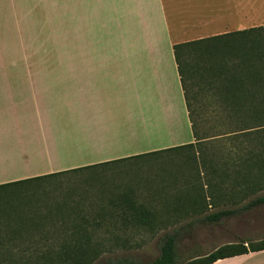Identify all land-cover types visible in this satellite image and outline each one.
Listing matches in <instances>:
<instances>
[{"label":"trees","instance_id":"trees-1","mask_svg":"<svg viewBox=\"0 0 264 264\" xmlns=\"http://www.w3.org/2000/svg\"><path fill=\"white\" fill-rule=\"evenodd\" d=\"M173 50L193 142L1 184H25L14 193L37 201L23 213L0 206V264H140L128 253L146 242L135 239L134 228H146L148 239L155 230L172 229L160 237L159 254L148 264H179V231L264 203V25L177 44ZM193 86L204 93L208 116L199 117L194 108ZM133 160L164 166L156 177L163 175L168 182L154 191L162 198L144 203L130 189L111 190L109 206L84 210L78 202L55 198L62 194L60 185L36 182L85 171L90 173L88 182L112 181L123 173L128 176L131 167L111 177L105 169ZM97 169L100 174H95ZM211 208L213 212L205 213ZM260 250L264 237L224 244L182 264H212Z\"/></svg>","mask_w":264,"mask_h":264},{"label":"crops","instance_id":"crops-1","mask_svg":"<svg viewBox=\"0 0 264 264\" xmlns=\"http://www.w3.org/2000/svg\"><path fill=\"white\" fill-rule=\"evenodd\" d=\"M0 5H36V15L49 5L51 56L67 59L61 66L5 69L18 76L0 81V169L31 152L50 158L69 145L134 137L137 125L145 129L185 118L190 125L174 45L264 25V0H0ZM212 264H264V250Z\"/></svg>","mask_w":264,"mask_h":264},{"label":"rangeland","instance_id":"rangeland-1","mask_svg":"<svg viewBox=\"0 0 264 264\" xmlns=\"http://www.w3.org/2000/svg\"><path fill=\"white\" fill-rule=\"evenodd\" d=\"M35 7L36 5H4V7L0 5V81L5 80L6 77L18 76V74H7L9 71L5 69L9 68L66 65V58L51 56L49 5H43L42 10L40 9L38 12L40 14L37 13L38 15H36ZM6 12L11 14L7 15ZM191 93L193 95L192 103L199 117L208 116L205 99L202 96L204 93L195 86L191 87ZM146 126L144 129L137 125L134 129V137L122 136L114 137L104 143L69 145L51 154L50 158L35 152H31L25 158L15 157L7 165L1 167L0 184L49 174L54 172L52 167L80 168L130 157L131 154L139 155L193 142L190 125L186 118L171 123H158L156 127ZM148 160L143 162L133 160L108 166L109 169H105V174L109 177L117 171L131 167L127 171L128 176L123 173L120 177H111L112 181L90 180L88 182L86 179L90 173L85 171L57 175L36 182L42 185H60L62 194H57L55 198H67L74 203L78 202L84 210L97 209L96 211H98V206H109L108 193L111 190L117 192L120 189H130L138 201L148 203L150 199L157 201L163 197L160 194L154 196V191L168 182L163 175L156 177L157 169H163L164 166H159ZM133 169L134 173H132ZM97 172H100L98 169L95 174H100ZM23 185L25 184H20V186ZM20 186L0 188V196L8 200V202L0 200L2 210L4 208L5 211L23 213L26 206L37 201V197L14 193ZM104 192L105 194H103ZM261 195L264 196V192ZM43 206V203L37 204V207L41 209L44 208ZM213 211L211 208L205 213ZM203 216L204 214L197 215L198 218ZM106 226L109 224L102 225L101 230H104ZM136 229L134 228L133 232L135 239L139 242L144 238L146 242L128 253L140 264H148L154 260L159 254L158 241L160 237L164 233L173 231L172 229L155 230L156 234L148 239L151 233L146 228ZM129 230L133 229L129 228ZM263 237L264 203L236 215L222 218L218 222L198 221L190 228L179 231L176 253L179 264H182L191 256L208 254L224 244L238 241L256 242Z\"/></svg>","mask_w":264,"mask_h":264}]
</instances>
